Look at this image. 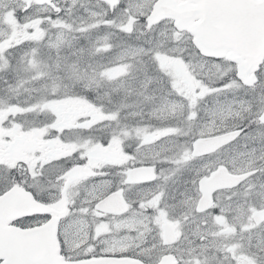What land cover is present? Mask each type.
<instances>
[{
	"label": "flooded vegetation",
	"instance_id": "1",
	"mask_svg": "<svg viewBox=\"0 0 264 264\" xmlns=\"http://www.w3.org/2000/svg\"><path fill=\"white\" fill-rule=\"evenodd\" d=\"M16 2L12 0L8 8H0V25H3L0 54L3 58L5 56V65L17 66L20 70L16 71V75L25 80L29 75L19 65L26 62L27 56L30 60H33L34 56L40 57L39 70L36 76H32L33 78L39 79L51 75V72L55 78H58L60 75L63 77L74 72L75 67L72 65H74L75 48L73 56L70 57L68 53L70 39L59 43L65 38L63 31L71 33V29L65 23L60 24L59 27L54 24L56 10H60L57 4L62 0L52 1L50 4H39L37 0H21L22 8L17 7ZM126 2L127 0H122L123 4ZM10 10L9 16L7 13ZM60 12H58L59 16L62 15ZM130 18L136 19L132 16ZM144 18L141 16L143 23ZM25 21L27 25L22 27ZM169 21L172 33L178 32L179 36L193 39L187 31L175 30L174 21ZM86 22L92 23L91 26L85 27L86 32L90 33L91 28L98 27L103 35L99 40L93 39V44L88 45L84 53L80 48L77 49L76 55H79L84 63L101 60L117 52L115 47L118 42L111 35V38L106 37L107 31L116 34L119 33V29H131L124 24L119 28L110 26L105 29L98 19ZM164 23L165 21H161L154 25L159 27ZM150 27L152 26L144 23L138 29L141 36L146 33L145 31H149ZM186 44L191 47V42ZM175 56V61L170 62L174 68H178L180 62L186 63L183 57ZM191 56L192 53L185 55V58ZM254 74V84L245 87L247 91H251L249 99L255 101L250 118L239 120L226 129L205 133L207 136H212L228 129L238 128L241 129L239 136L216 151L190 158L194 160L201 157L212 159L219 157L215 163L209 165L204 175H210L221 164L227 166V172L231 171L235 174L250 172V174L241 183L215 190L211 195L212 201L204 208L198 207V199L201 195L198 179L194 185L196 197L189 203L165 205L164 194L161 201L164 210L147 203L149 196L143 192L152 191L151 186L160 184L162 176L159 165L169 169L173 167L174 161L152 159L148 164L145 160H133L132 150L138 149L137 141H140V134H136L130 140L125 136L108 138L103 135L104 131H98L97 123L96 126L91 122L94 127L92 158L95 162L85 164V161L79 160L76 156V150L62 151L64 137L61 135L52 136L57 143V146L54 144L52 147L54 150L50 149L49 143L46 142V138L50 141V136L47 134L45 138H40L39 133H35L37 135L30 142L16 135L23 125L26 130L29 129L33 115L45 117L42 110L39 114L37 111L34 114L29 111L25 116L20 114L16 116L9 105L6 107L0 105V195L12 185H16L15 183L24 184L37 200L48 204L50 208L44 213L23 214L11 220L9 224L33 227L44 225L51 218H57L59 252L72 264H112L106 259L107 257H131L142 259L147 264H219L220 260L215 256L218 249L213 247L211 238L218 236V226L221 225V231L227 232V235H239L241 239L250 236V229L254 234L256 233L254 239L260 236L258 233L261 230L264 232V219L261 222L254 220V213L258 209L264 210V205L257 204L250 212L247 209L248 215L236 225L233 223L236 216L233 215L232 210L220 214L216 212L220 207L231 204L236 206L241 204L242 207L248 208L250 202L255 201L253 195L256 189H260L259 193H264V121L259 117L264 110V65L261 64ZM196 78L198 77L186 73L181 80L184 83H191ZM237 82L239 81L235 80V83ZM92 110H90L92 120H96L97 117ZM123 111L125 112L124 109ZM55 112L57 109L51 114ZM22 134L28 136L26 131ZM243 137H246V141H242ZM246 143L248 144L246 148L250 146L249 148H253L255 152L252 166L245 167L225 160V157L229 156L230 147L229 151H233L232 146L238 144L237 146L243 149ZM100 155H105L108 159H100ZM149 165L155 168V178L140 181L146 178L145 172L134 173V171L136 168ZM92 187L97 188L90 193ZM111 193H115L113 199L100 203ZM219 196L221 199H218ZM211 224L215 227V232L210 229L207 231ZM149 226L152 227L151 231H148ZM207 232L212 234L208 235ZM123 237L133 239L144 237L147 245L145 248L123 244L119 246L117 241ZM211 253L212 257H210ZM263 259L261 253L254 263L264 264Z\"/></svg>",
	"mask_w": 264,
	"mask_h": 264
},
{
	"label": "rangeland",
	"instance_id": "2",
	"mask_svg": "<svg viewBox=\"0 0 264 264\" xmlns=\"http://www.w3.org/2000/svg\"><path fill=\"white\" fill-rule=\"evenodd\" d=\"M11 1L12 0H0V8H8V6L12 4ZM16 1V6L22 8L23 4H21V0ZM66 1L67 0H65V2ZM80 1L81 0H68V2L63 5V9L65 10L62 13L64 15V21H67L69 24L75 22L78 28L84 26L87 16L84 15L83 10L88 9L87 6H83V9H78L77 5L80 4ZM153 1L154 0H127L126 5L122 6L124 7L123 10H126L127 7L129 8V10H126L127 15H124V18H128V21H126L125 25L130 27L134 31H138V29L141 28L142 25H144L143 21H141V16L148 14L152 10ZM98 14L99 12L97 11H93L92 13L90 12V16H97ZM7 15H11V10L7 13ZM28 15L30 16V14ZM130 16H133L136 19L130 20ZM54 24L58 26L60 25V21L55 19ZM69 24H67V26L71 29L72 33H67L64 30L63 32L65 38L59 41V43L64 42L68 39L71 40L76 37L81 41L78 43L82 51L85 49V45L88 46L90 44H93L92 33L83 31L84 33L82 32L73 35L76 30L73 29ZM26 25L27 22L25 21L22 27H26ZM1 33L2 31L0 29V36ZM138 37L141 38L139 40L141 42H137L135 43V45L131 44L130 46L120 49V51H117V53L113 55H108L106 58L98 60V63L103 66L102 72L105 74V77H112H108L109 80L117 81V85L113 88H110L109 90L100 92L96 99H92L97 103H104V100L110 99L113 96L115 97L121 94L131 95L135 93L137 99H139L141 103V96V98L144 99V101H142V105L140 104L134 110V112L131 113L128 111L123 115V118L126 120L135 118V121L143 123V126L142 124H140V132H142V135L140 137L139 144H137V146H139L140 148L139 155H141V157L145 159L148 158V160H151V158H153L155 160L162 161L164 160V157H169L165 154L169 153L172 150V153H170L171 157H169V161L176 154H178L177 162H179L182 157V160L176 166H173L174 170L172 169V167L167 169L159 165L160 173L162 176L159 182L160 184L155 185L154 188L151 187L152 191L143 192L145 195L149 196V198H147V203L150 204V206H155L160 210H164L165 208L161 206L163 194L166 202L164 203L165 205H181L191 202V200L196 197V194L194 196V185L196 180L203 174H205L207 169L209 168V165L215 163L219 159V157L217 159L207 157L194 158V160L190 159L191 155L189 154L188 143H186V141L180 140L176 142L174 137V129L170 128L169 125L162 126L160 125V123L182 116L185 120V122H183L184 124L192 125V127L190 128L197 131L198 134L204 135L205 133L226 129L229 126L239 122V120L249 118L250 113H252L254 110L253 105H255V101L254 99H249V97H247V95L245 94L241 96L239 91L238 94H236L234 92L232 84L230 83H226V85L219 86L218 88L214 89V91L211 90L209 92L206 89H201L200 86L196 87L194 83H184L181 80V77L186 75V73L198 75L203 74L208 77L221 76L225 73H228L229 69L231 68L229 63H227L226 61L223 62L218 60L204 61L203 59H190L189 61H185V64L183 62H180L178 64V68H174V71L168 66L166 71L162 72H165L171 78L174 77L173 86H175L176 88L175 91L173 87H171L166 92L164 91L163 85H156V87H154L153 89L146 88L145 91H142L144 90L145 86H148L151 83H158V81L161 80V75H159L158 73L152 75L144 74L140 77L133 78V76H131L130 74V66L127 67L124 61L130 60L134 57L143 56V54L151 53L152 61H159L164 63L165 65L167 64V62L175 61L176 56L171 53V51H186L185 49H189V46L184 45L173 47L171 49L168 47L169 43L166 41L167 38L172 37L174 39H177V37H180L178 32L172 33L169 25L163 27V30H161L158 33L157 37L154 39L151 34L141 37L139 31ZM187 38V36H183V39L187 40ZM1 55L2 54H0V56ZM92 66L93 68H95L94 65ZM92 66L84 63L82 59H75L74 65H72V67H75L73 75L77 73H79L80 75L91 73L93 71ZM0 70H3L1 65ZM1 73L2 71H0V75H2ZM48 78H54L53 74L45 76L44 80L48 82ZM30 86L32 87L34 85ZM40 101H37L36 108L34 109L35 111H40L41 109L46 108L43 106V108L41 107V105H43L44 103L40 104ZM62 102L67 104L68 106L65 104H60L59 102L51 104V109H57V112L53 114H51L50 112L48 113V115H45V118H43L44 123L41 124L40 130L36 131L34 130V128H30V131L27 132V137L22 134V132H25L23 130H20V132L16 133V135L21 138L23 137V139H27L29 142L38 133V136L40 138H45V134L48 135L49 132V128H46L45 126L46 123H49V126H51L50 129L59 123L60 127L58 128V130L64 137V139H62L63 145L61 144L63 146L62 151L86 149L84 151H80L83 159L87 164L94 163L95 161L92 158L93 144L89 142L85 145L83 140H78L80 143L73 141V139L78 135L72 136L73 134H71L70 136H67L66 134H69L72 131L74 132L76 129H80L84 126H88L91 124V122L96 126L98 124L99 129L102 126L110 127L109 120L112 116L104 115L101 110H99L101 108L100 105H95L96 110L93 109V113L97 117L96 120H92L93 118L90 116L88 119L84 118V120H76V122V116H78L79 114L85 115L84 113L88 110V108L90 109L91 107L92 110L93 105H91L90 107L88 105L86 111L81 105L80 106L82 107V109L76 108V110H72V107L75 106L74 102H70L67 100H62ZM72 114H75V116H73ZM54 116H56L55 120ZM68 118H72V120L74 118V120L68 122ZM35 119L36 116L33 115L29 124H32ZM146 121L148 122L149 127L145 131L144 123H146ZM35 125H37V123ZM31 133H33V135ZM9 134L10 133L8 132V135ZM49 138L50 141L48 140V138H46V142L49 143L50 149L54 150L52 148L54 144H56L57 146V143H55L56 141H54L55 137ZM67 138H71L72 142L70 140H67ZM242 141H246V137H243ZM247 143L246 146H243V149L239 148L237 146L238 144L232 146L234 148L233 151H229V149L231 148L230 147L228 149L229 156H226L225 160H228V162L230 161L232 164L238 163L239 165L245 167L252 166V163L255 161V152L253 151V148H249L250 146L246 148L248 145ZM24 144H26V142ZM175 150L177 151L175 152ZM100 159L105 160L108 158H106L105 155H100ZM97 187H92L90 193L93 192ZM191 191L193 193H191ZM181 194L183 195L181 196ZM172 198H174L175 200ZM218 199H221V196H219ZM250 204L251 205L248 206V208L242 207L241 204H239L238 206H236L235 204H231L229 206L220 207L216 212L217 214H220V212L232 210L233 215L236 216L233 223H235L236 225V223L243 220V218H245L244 216L248 215V211H252L254 207L257 206V204H259L260 206L264 205V195H262V193L256 194L255 201L250 202ZM235 211L237 213H234ZM148 229V231H151L152 227L149 226ZM209 229L213 232L216 231L215 227L212 224L208 226L207 231ZM207 233L208 235H211L210 232ZM227 234V232L221 231L220 225L218 226V236L212 235L213 237H211L213 247L218 249V251H216L215 253V256H217V252H219L221 255V262L223 260L230 261V259H232L238 264H255L254 261L256 260V257L260 255L259 253H262L264 256V232L262 230L260 231V233H258V235L260 236H258V238L256 239L253 238L255 237L256 233L254 234L252 232V229L249 230L250 236L244 239H241L239 235ZM120 240L117 241L119 246L120 244H123L132 247L141 246L142 248H145V246L147 245L145 243L144 237L139 241L137 239H133L132 237H129L127 242H122ZM211 255L212 253L210 254V257H212Z\"/></svg>",
	"mask_w": 264,
	"mask_h": 264
},
{
	"label": "water",
	"instance_id": "3",
	"mask_svg": "<svg viewBox=\"0 0 264 264\" xmlns=\"http://www.w3.org/2000/svg\"><path fill=\"white\" fill-rule=\"evenodd\" d=\"M167 15L176 19V26L189 28L193 32L194 41L204 54L219 56L224 50L231 48L233 54H229V57L238 60V71L245 81L251 76L250 70L262 60L264 0H185L181 3L175 0H158L149 20L153 23ZM196 19L199 20L194 21ZM257 48L259 51L255 52ZM239 52L241 55L238 56ZM250 54L252 58H249ZM235 135L237 131L212 138H199L194 142L193 154L215 149L228 143ZM247 174L228 175L225 170L220 169L209 181L205 179L202 182L204 196L201 203L210 202L212 192L218 187L233 186ZM48 210V206L37 202L23 187L15 186L0 195V257L3 259L0 264H71L58 254V219L52 218L45 225L34 228L9 225L11 220L22 214L44 213ZM256 216L257 221L263 219V212ZM123 264L143 263L129 261Z\"/></svg>",
	"mask_w": 264,
	"mask_h": 264
},
{
	"label": "trees",
	"instance_id": "4",
	"mask_svg": "<svg viewBox=\"0 0 264 264\" xmlns=\"http://www.w3.org/2000/svg\"><path fill=\"white\" fill-rule=\"evenodd\" d=\"M108 13H106L105 16L102 17V19H107L109 16H107ZM118 15L113 14V18H117ZM121 44H126V43H131V41H127V39L124 36V33L120 34V40ZM155 63V62H154ZM154 63H150L152 64V66H154L156 68V64ZM135 64L139 65L141 68V71L147 66L146 63H144L143 60L137 61ZM99 89V87H98ZM92 94H96V90L94 92V90L92 91L91 89H89V87L86 88L85 92H75L73 94H63L64 98L63 101H70V102H83V101H87L89 100V98H91ZM171 122V120H169L167 123L169 124ZM165 123V122H164ZM89 128H84L83 129V133H88Z\"/></svg>",
	"mask_w": 264,
	"mask_h": 264
},
{
	"label": "bare ground",
	"instance_id": "5",
	"mask_svg": "<svg viewBox=\"0 0 264 264\" xmlns=\"http://www.w3.org/2000/svg\"><path fill=\"white\" fill-rule=\"evenodd\" d=\"M114 42V41H113ZM118 44V43H117ZM114 48V47H113ZM212 234V233H211Z\"/></svg>",
	"mask_w": 264,
	"mask_h": 264
}]
</instances>
